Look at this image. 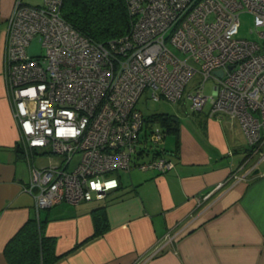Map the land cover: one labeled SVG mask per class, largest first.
<instances>
[{
  "label": "built area",
  "instance_id": "obj_1",
  "mask_svg": "<svg viewBox=\"0 0 264 264\" xmlns=\"http://www.w3.org/2000/svg\"><path fill=\"white\" fill-rule=\"evenodd\" d=\"M125 3L129 30L106 43L70 25L62 0H16L7 20L3 75L27 162L23 190L37 212L101 200L118 186L117 173L132 166H174L166 129L136 107L146 90L153 100L186 98L194 111L209 104V115L235 120L256 151L264 143V0ZM244 10L253 16L254 39L237 36ZM35 35L41 56L27 52ZM47 154L55 161L35 164L36 155ZM179 233L167 232L145 260Z\"/></svg>",
  "mask_w": 264,
  "mask_h": 264
},
{
  "label": "crops",
  "instance_id": "obj_2",
  "mask_svg": "<svg viewBox=\"0 0 264 264\" xmlns=\"http://www.w3.org/2000/svg\"><path fill=\"white\" fill-rule=\"evenodd\" d=\"M15 2L0 0V264H8L5 244L32 217L46 219L56 239L55 264H264V143L256 151L235 120L210 116L209 104L194 111L176 102L183 117L175 115L177 132L164 143L171 169L132 166L101 200L36 211L23 190L27 162L3 75ZM105 202L109 228L93 237L91 210ZM167 232L180 233L145 260Z\"/></svg>",
  "mask_w": 264,
  "mask_h": 264
},
{
  "label": "trees",
  "instance_id": "obj_3",
  "mask_svg": "<svg viewBox=\"0 0 264 264\" xmlns=\"http://www.w3.org/2000/svg\"><path fill=\"white\" fill-rule=\"evenodd\" d=\"M63 18L81 33L101 43L126 34L130 18L125 0H62ZM146 121H157L167 134H176L178 120L169 113L146 115ZM107 202L91 210L93 237L109 228ZM46 219L29 218L8 240L4 254L8 264H55L60 255L55 251L56 239L45 232Z\"/></svg>",
  "mask_w": 264,
  "mask_h": 264
},
{
  "label": "rangeland",
  "instance_id": "obj_4",
  "mask_svg": "<svg viewBox=\"0 0 264 264\" xmlns=\"http://www.w3.org/2000/svg\"><path fill=\"white\" fill-rule=\"evenodd\" d=\"M23 1L24 3H27L29 5H40L43 2V0H23ZM239 20L240 23H239L237 36L254 39L255 33L250 31V29L253 27L252 14L245 10L241 11L239 14ZM27 52L31 56H41L44 54L45 49L42 45V40L39 35H35L31 39L27 47ZM211 85H212L211 79H208L204 82L205 93L208 94L210 92L209 88ZM190 90H192V87H189L188 89L187 86L186 91H190ZM184 101H186V106H187L189 104V101L186 98H184ZM136 107L145 115H150L152 113H169V114L177 115L181 119L183 117V107L179 103L171 102L164 99L153 100L148 96L147 90L140 95L136 103ZM165 139L166 140L164 141V143L166 142V145L170 146L173 142L171 134H167ZM55 159L56 158L52 156V154L36 155L34 158V162L37 165H41V164H48L49 162H53L55 161ZM127 172L128 171H124V170H121L119 172L122 180H126V178L128 177Z\"/></svg>",
  "mask_w": 264,
  "mask_h": 264
},
{
  "label": "water",
  "instance_id": "obj_5",
  "mask_svg": "<svg viewBox=\"0 0 264 264\" xmlns=\"http://www.w3.org/2000/svg\"><path fill=\"white\" fill-rule=\"evenodd\" d=\"M215 73H216L217 75H219V76H220V75L222 74V70H220V69H219V70H216V72H215Z\"/></svg>",
  "mask_w": 264,
  "mask_h": 264
}]
</instances>
